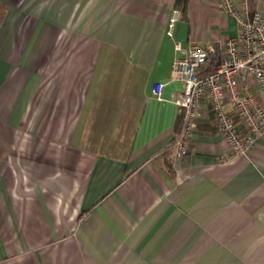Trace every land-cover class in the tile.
<instances>
[{"label": "crops", "instance_id": "crops-1", "mask_svg": "<svg viewBox=\"0 0 264 264\" xmlns=\"http://www.w3.org/2000/svg\"><path fill=\"white\" fill-rule=\"evenodd\" d=\"M1 1L0 264H264V135L229 157L204 113L176 153L172 64L222 57L220 0Z\"/></svg>", "mask_w": 264, "mask_h": 264}, {"label": "built area", "instance_id": "built-area-1", "mask_svg": "<svg viewBox=\"0 0 264 264\" xmlns=\"http://www.w3.org/2000/svg\"><path fill=\"white\" fill-rule=\"evenodd\" d=\"M219 4L236 18L239 31L222 45L217 69L201 74L208 57L216 52L206 44L192 45L172 64L171 77L183 84L174 99L183 113V127L175 142L179 157L189 152L204 113L214 114V125L228 145L229 157L246 153L264 135V10H252L250 0H220ZM181 13L179 8L172 12L170 36ZM163 87L162 81L153 86L159 99Z\"/></svg>", "mask_w": 264, "mask_h": 264}, {"label": "trees", "instance_id": "trees-1", "mask_svg": "<svg viewBox=\"0 0 264 264\" xmlns=\"http://www.w3.org/2000/svg\"><path fill=\"white\" fill-rule=\"evenodd\" d=\"M178 6L182 8L183 12L187 10V0H177ZM8 10V5L0 0V25L3 23L6 13ZM221 62L220 53L211 54L205 64L202 67L201 74H210L214 72Z\"/></svg>", "mask_w": 264, "mask_h": 264}]
</instances>
